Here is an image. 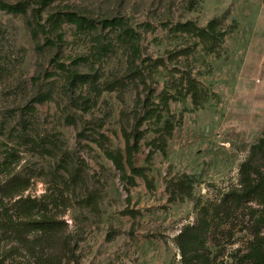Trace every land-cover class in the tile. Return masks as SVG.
I'll return each mask as SVG.
<instances>
[{"label":"rangeland","instance_id":"rangeland-1","mask_svg":"<svg viewBox=\"0 0 264 264\" xmlns=\"http://www.w3.org/2000/svg\"><path fill=\"white\" fill-rule=\"evenodd\" d=\"M0 1V264H184L200 228L199 264H248L264 0Z\"/></svg>","mask_w":264,"mask_h":264},{"label":"trees","instance_id":"trees-1","mask_svg":"<svg viewBox=\"0 0 264 264\" xmlns=\"http://www.w3.org/2000/svg\"><path fill=\"white\" fill-rule=\"evenodd\" d=\"M0 8L5 9L9 12H20L21 6L19 5H11V4H4L0 1ZM64 15H70L68 13H65ZM53 45V42L50 43ZM75 76H80L79 74H75ZM192 83H188V89L191 93L192 97H194L195 94V87L194 85H191ZM191 85V86H189ZM40 101V99H38ZM165 124H163V129L167 133L169 126L171 123H168L167 120L164 121ZM134 142L136 143L138 141V136L135 134L133 135ZM160 138V137H159ZM158 138V139H159ZM129 138L126 139L127 148H126V158L125 162L127 165L131 166L132 160H131V149L132 145L130 146V141H128ZM261 142H264V140H261ZM109 159L113 163L116 169H118L121 173V177H124V164L122 162L121 155L116 154H108ZM247 163H244L241 166V177H240V188L238 189V192H232V195H229V199L232 202H235L236 204H245L248 202H252L258 207H260L259 215L255 218L256 226L258 227H264V177L258 178L257 180L251 179L247 172L245 171L247 169ZM131 172H134L135 169L131 168ZM0 190V193H4L6 190V187H2ZM31 224L34 227H31L33 229H42L44 231V224L45 221H32ZM22 226H29L23 224ZM25 228V227H22ZM200 228V227H199ZM18 229V228H17ZM202 231L203 229L200 228L198 232L195 233H188V232H181L177 236V244L180 249L181 258L184 261V264H199L200 257H203V255L199 252V247H201L203 238H202ZM23 237H25L26 233H21ZM261 237H256L255 241L251 245V248L243 255L244 263L248 264H264V246L261 245ZM29 244V242L27 243ZM199 258V259H198Z\"/></svg>","mask_w":264,"mask_h":264}]
</instances>
